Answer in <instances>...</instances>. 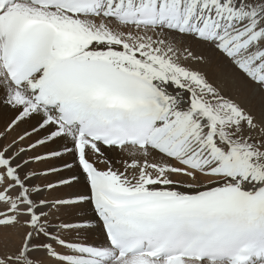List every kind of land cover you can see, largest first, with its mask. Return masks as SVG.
Here are the masks:
<instances>
[{
    "label": "snow or ice",
    "instance_id": "6c2138e0",
    "mask_svg": "<svg viewBox=\"0 0 264 264\" xmlns=\"http://www.w3.org/2000/svg\"><path fill=\"white\" fill-rule=\"evenodd\" d=\"M0 264H264V0H0Z\"/></svg>",
    "mask_w": 264,
    "mask_h": 264
}]
</instances>
